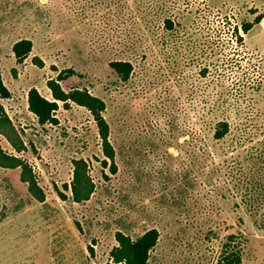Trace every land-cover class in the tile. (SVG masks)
Returning <instances> with one entry per match:
<instances>
[{
	"label": "rangeland",
	"instance_id": "rangeland-1",
	"mask_svg": "<svg viewBox=\"0 0 264 264\" xmlns=\"http://www.w3.org/2000/svg\"><path fill=\"white\" fill-rule=\"evenodd\" d=\"M23 38L32 50L16 63ZM118 59L132 64L126 81L108 66ZM66 68L81 75L63 89L105 102L114 174L87 109L59 103L57 123L43 125L27 110L28 89L51 98L46 80ZM0 71L18 155L45 191L37 202L18 169H0V264H102L116 231L152 227L148 264H215L230 233L246 238L241 264H264V212L241 204L244 174L264 153V0H0ZM221 118L231 131L214 140ZM78 158L94 184L82 202L64 188Z\"/></svg>",
	"mask_w": 264,
	"mask_h": 264
},
{
	"label": "trees",
	"instance_id": "trees-1",
	"mask_svg": "<svg viewBox=\"0 0 264 264\" xmlns=\"http://www.w3.org/2000/svg\"><path fill=\"white\" fill-rule=\"evenodd\" d=\"M248 29V25H243L244 32ZM31 50L32 41L30 39H19L11 46L16 63H22L29 56ZM33 60L36 65L42 66V61L38 57L34 56ZM108 66L121 81H126L132 71V64L128 60H110ZM74 74L81 75L72 68H66L59 71L55 78L46 80V87L50 91L51 98L42 95L37 88L30 87L26 95L27 110L34 115L38 124L43 125L57 123L55 111L58 109L59 103L67 107L68 103L72 102L87 109L95 121L100 138L103 154L101 166L108 167L109 172L114 174L117 167L114 162V148L109 140V124L103 116L105 102L86 87L63 89L60 82ZM10 96L11 92L4 84L0 71V136L14 151L7 152L0 144V169H18L19 181L26 186L30 197L37 202H43L45 191L39 184L32 166L18 155L25 150V144L1 103V100L8 99ZM212 125L211 135L214 140L223 139L230 134L231 126L227 119H216ZM246 137L240 136L238 140L241 138L244 140ZM256 159L257 162H255L253 170L244 174L245 181L243 183L247 188L241 195V204L251 215H257L260 211L264 212V153L262 152L260 158L256 157ZM72 165L71 181L69 185L64 184V188L70 191L71 199L74 202L86 201L94 190L93 181L87 172V164L82 158H78L73 159ZM58 194L62 199L65 197L62 192ZM22 203L23 201L19 200L16 209H19ZM260 224L264 227V213L261 214ZM158 237L159 231L153 227L134 238L122 231H116L114 234L116 244L110 249L108 260L102 264H148L150 251L156 245ZM245 242L246 238L242 233L226 235L215 264H241Z\"/></svg>",
	"mask_w": 264,
	"mask_h": 264
}]
</instances>
